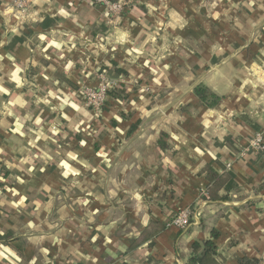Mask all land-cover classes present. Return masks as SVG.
<instances>
[{
	"label": "crops",
	"instance_id": "1",
	"mask_svg": "<svg viewBox=\"0 0 264 264\" xmlns=\"http://www.w3.org/2000/svg\"><path fill=\"white\" fill-rule=\"evenodd\" d=\"M124 2L0 0V264H264V0Z\"/></svg>",
	"mask_w": 264,
	"mask_h": 264
},
{
	"label": "built area",
	"instance_id": "2",
	"mask_svg": "<svg viewBox=\"0 0 264 264\" xmlns=\"http://www.w3.org/2000/svg\"><path fill=\"white\" fill-rule=\"evenodd\" d=\"M90 3L103 7L107 14L111 17H118L122 14L125 2L124 0H88ZM28 3V0H12V5L23 11ZM113 82L109 80L103 81L97 89H85L83 96L86 104L92 108L93 111L99 112L107 100V92L113 89ZM251 145L264 154V132L255 133L250 140ZM200 216L198 207L192 209L191 207H184L177 211L170 220V223L181 230L188 228L195 224ZM198 264V263H195Z\"/></svg>",
	"mask_w": 264,
	"mask_h": 264
},
{
	"label": "trees",
	"instance_id": "3",
	"mask_svg": "<svg viewBox=\"0 0 264 264\" xmlns=\"http://www.w3.org/2000/svg\"><path fill=\"white\" fill-rule=\"evenodd\" d=\"M193 92L195 94V96H197V98L204 103L205 105L211 107L214 106L217 101L219 100V98L213 94L211 91H209V89H207L206 86L204 85H197L194 87ZM113 96L114 98H121L124 97L125 94L124 93H117L114 88L109 90L107 92V96ZM161 137L166 136L165 133H160ZM164 145V144H163ZM162 143H161V147H163ZM206 177L209 181V186L206 188L205 192L203 194H201V196L199 197V200H208V199H212V191L216 190L219 186H221L222 182L225 180V176L224 175H218L217 173H215L211 167H206ZM198 206V201L195 202L194 204H192L190 207L192 209H195ZM219 235L218 231L216 230H212L210 233V237L209 239L203 241L202 243L199 242H194L192 244V254L189 258V260L187 261L188 264H208L209 261L212 260V255L214 254V250H215V239L217 238V236ZM242 264H256V262L254 261H249V260H243Z\"/></svg>",
	"mask_w": 264,
	"mask_h": 264
},
{
	"label": "rangeland",
	"instance_id": "4",
	"mask_svg": "<svg viewBox=\"0 0 264 264\" xmlns=\"http://www.w3.org/2000/svg\"><path fill=\"white\" fill-rule=\"evenodd\" d=\"M82 102L84 103V105H85L86 107H90V106H88V105L86 104V101H85V98H84L83 94H82ZM104 105H105V104H104ZM103 107H104V106H103ZM103 107H102V108H103ZM102 108L100 109V111L102 110ZM90 109H92V108L90 107ZM100 111H99V112H100ZM94 112H95V111H94ZM99 112L96 111L95 113H99Z\"/></svg>",
	"mask_w": 264,
	"mask_h": 264
}]
</instances>
